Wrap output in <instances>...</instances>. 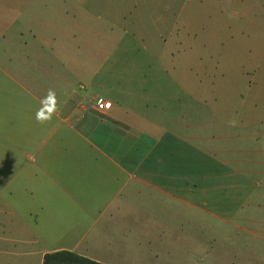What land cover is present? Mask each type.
Returning a JSON list of instances; mask_svg holds the SVG:
<instances>
[{"label":"crops","instance_id":"0c3cea01","mask_svg":"<svg viewBox=\"0 0 264 264\" xmlns=\"http://www.w3.org/2000/svg\"><path fill=\"white\" fill-rule=\"evenodd\" d=\"M114 20L94 0H61L59 6L0 0V197L6 194V223L23 231L25 245L57 247L44 251L43 260L70 251L100 264H175L180 261L158 248L184 244V237L169 232L172 215L201 213L202 199L211 196L202 188L206 166L221 168L215 176H247L231 167L239 162L240 141L245 163L249 151L252 156L254 116L221 105L206 122L201 78H191L190 67L174 62V53L164 56V47L150 51L167 59L146 67L152 79L140 66L124 68L114 55L134 49L108 37ZM144 84L151 93L137 91ZM49 88L56 92L57 111L41 124L35 113ZM99 100L109 103L107 110L97 108ZM239 125L244 132L237 133ZM238 211L234 205L214 212L231 223ZM261 228L260 234L258 227L246 228L260 241V248L255 240L247 247L246 260L264 258V222Z\"/></svg>","mask_w":264,"mask_h":264},{"label":"rangeland","instance_id":"374dc122","mask_svg":"<svg viewBox=\"0 0 264 264\" xmlns=\"http://www.w3.org/2000/svg\"><path fill=\"white\" fill-rule=\"evenodd\" d=\"M51 1L58 6L61 2ZM96 1L103 2L111 20L116 18L109 23L108 37H119L121 45L134 49L114 55L125 63L124 68L140 66L150 78L152 69L146 67L167 60L160 61L150 51L156 53L153 48L164 47L167 52L164 56L169 58L174 53V62L190 67L191 78H201V112L206 122L214 120L211 113L221 105L232 106L243 117L247 112L254 116L255 141L248 148L252 156L249 151L245 163V156L240 155L245 149L244 141H240L239 155L235 158L239 162L231 167L247 172V176H215V171L220 174L221 168L206 166L202 188L211 192V196L202 200L208 206L202 202L201 213H191L188 218L173 214L169 232L175 238L184 237V244L158 248L180 261L175 264H264L262 254L250 256L248 260L242 256L253 240L254 247L260 248V241L246 228L257 231L258 227L260 234L264 222V0ZM94 9L96 16V6ZM117 77L114 83L119 80ZM121 77L128 79L127 74ZM135 79H140V73ZM137 88L144 94L151 93V86L147 84ZM243 129L239 125L236 131L242 133ZM258 135L262 137L257 138ZM5 197H0V264H42L43 252L57 247L23 244V231L7 227ZM234 205L239 211L231 223L223 222L214 212ZM217 257L230 260L235 257L237 261L220 262L216 261Z\"/></svg>","mask_w":264,"mask_h":264},{"label":"clouds","instance_id":"9594fccd","mask_svg":"<svg viewBox=\"0 0 264 264\" xmlns=\"http://www.w3.org/2000/svg\"><path fill=\"white\" fill-rule=\"evenodd\" d=\"M57 96L54 89L49 88L44 97L40 100V107L35 113V119L38 123L44 124L51 121L57 111Z\"/></svg>","mask_w":264,"mask_h":264},{"label":"trees","instance_id":"16d2710c","mask_svg":"<svg viewBox=\"0 0 264 264\" xmlns=\"http://www.w3.org/2000/svg\"><path fill=\"white\" fill-rule=\"evenodd\" d=\"M43 264H100L70 251H58L44 256Z\"/></svg>","mask_w":264,"mask_h":264},{"label":"built area","instance_id":"2783aa9c","mask_svg":"<svg viewBox=\"0 0 264 264\" xmlns=\"http://www.w3.org/2000/svg\"><path fill=\"white\" fill-rule=\"evenodd\" d=\"M109 107V103L103 101V100H99L97 102V108L100 110V111H104V110H107Z\"/></svg>","mask_w":264,"mask_h":264}]
</instances>
